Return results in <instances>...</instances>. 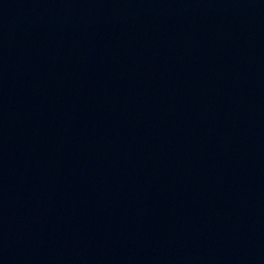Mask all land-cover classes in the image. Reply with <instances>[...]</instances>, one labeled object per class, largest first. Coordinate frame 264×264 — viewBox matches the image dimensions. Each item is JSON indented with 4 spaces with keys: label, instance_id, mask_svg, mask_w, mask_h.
<instances>
[{
    "label": "water",
    "instance_id": "water-1",
    "mask_svg": "<svg viewBox=\"0 0 264 264\" xmlns=\"http://www.w3.org/2000/svg\"><path fill=\"white\" fill-rule=\"evenodd\" d=\"M0 264H264V0H0Z\"/></svg>",
    "mask_w": 264,
    "mask_h": 264
}]
</instances>
